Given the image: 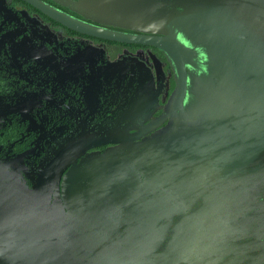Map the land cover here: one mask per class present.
Segmentation results:
<instances>
[{"label":"water","instance_id":"1","mask_svg":"<svg viewBox=\"0 0 264 264\" xmlns=\"http://www.w3.org/2000/svg\"><path fill=\"white\" fill-rule=\"evenodd\" d=\"M25 1L76 32L161 50L175 88L159 122L72 161L61 195L58 158L30 186L0 161V264H264V0L133 2L162 40Z\"/></svg>","mask_w":264,"mask_h":264},{"label":"flooded vegetation","instance_id":"2","mask_svg":"<svg viewBox=\"0 0 264 264\" xmlns=\"http://www.w3.org/2000/svg\"><path fill=\"white\" fill-rule=\"evenodd\" d=\"M36 1L95 30L165 39L150 14L133 13L139 0ZM174 88L161 50L79 33L25 0H0V161L12 162L28 186L58 158L67 165L61 195L72 161L102 154L114 147L103 142L159 122Z\"/></svg>","mask_w":264,"mask_h":264}]
</instances>
